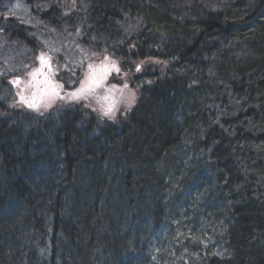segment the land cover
I'll return each mask as SVG.
<instances>
[{
	"label": "trees",
	"instance_id": "16d2710c",
	"mask_svg": "<svg viewBox=\"0 0 264 264\" xmlns=\"http://www.w3.org/2000/svg\"><path fill=\"white\" fill-rule=\"evenodd\" d=\"M54 1L50 2L52 10L64 6L72 16L84 15L79 12L83 7L81 3L73 8L68 0H58L62 6ZM6 2L0 0V9ZM109 3L110 0H105L100 12L89 14L85 11L86 15L78 20L70 17L67 26L56 27L58 31L71 33L73 48L86 44L95 53L93 57L86 56L87 62L108 56L119 64L122 69L111 76L112 81L120 84L126 82L135 88L137 101L134 106L125 108L116 120L108 119L110 121H101L104 119H101L98 107L83 101L68 104L65 108L55 107L46 118L30 117L24 112L25 107L20 110L8 108L13 116L0 118V205L5 204V207L17 196L26 194L42 208L38 214L33 208L23 210L15 203L6 208L0 206V264H18L22 258V264H126L130 256L142 253L141 242L153 241V225L158 224L155 220L157 212L178 209L171 206L169 201L164 205L156 197L152 181L157 176V167L167 166L177 159L178 151L173 149V143L184 142L191 130L189 137L193 140V152L199 157H209L208 163L213 169H224L218 181L212 182L197 173H192L187 179L193 191L204 194L197 203H206L204 191L209 194L212 191L228 201L220 219H210L219 215L216 210H211L210 215L197 217L199 222L212 227L207 234H213L216 238L207 237V240L216 243L217 251L226 240L224 246L231 259H214L202 264H264V232H260L264 228V128L253 124L249 132L258 137H253L249 143L226 137L223 144L213 146V135L201 131L198 124L196 127L192 125L193 120L196 121L193 118V106L196 104L200 105L201 114L208 112V116L232 107L241 113L243 108L264 98V53L259 54L260 59L255 60L250 68L238 67L237 78H234V71L231 78H209V74L212 76L217 68H222L221 63L214 64L210 73L200 70L205 80L180 78L190 71L193 76L191 68L197 67L186 62L187 57L178 50L179 44L171 41L165 33L175 29L179 33L182 28L190 29L193 25L197 31L206 29L203 33L197 32L201 37L209 35L211 26L225 34L232 22L247 28V17L264 8V0H150V20L162 27V31L151 37L159 50L154 56H144L143 47L138 58L134 57L135 45L120 40L116 30L113 35L112 27H106L111 33H99L94 29L102 26L99 23L109 10ZM250 4L256 7V11L247 9ZM46 18L45 14L41 19L46 22ZM74 22L78 23V28ZM206 24L207 27H204ZM122 26L123 30L131 32L133 38H136L134 28L142 36L144 24ZM17 28L29 33V27L0 14V39L6 38L13 43L25 40L29 47L36 48V42L29 36L22 37ZM34 30L40 32L39 28ZM105 35H109V44L104 46L97 40ZM194 35L195 32L185 31L181 36L192 42ZM216 41L217 46L213 47L220 52L218 62H226L229 39ZM205 45L210 50L211 45ZM127 50L134 51L127 55ZM3 77L0 78V86H6L12 95V89L8 88L14 87L7 83V77ZM189 101H192L191 106L183 107ZM18 113H22L26 119ZM205 121L213 124L207 118ZM223 122L225 126L232 124L230 119H223ZM29 132L34 138L29 142L24 140L26 144L21 143L18 148L15 142ZM208 138H211L208 142H201ZM7 143L9 149L6 150ZM29 145L36 146L39 152L37 160L28 156ZM223 151H228L230 157L227 158L226 154L222 157ZM106 170L111 173L107 178L104 176ZM3 209L11 210L10 216ZM13 213L19 219L13 218ZM32 215L38 219H31L33 223L28 228L34 227L36 233L40 231L47 238L53 237L58 244H62L63 249L56 252L57 260L36 253L25 244L20 246L19 239L26 228L20 220ZM233 218L235 223L231 227L234 228L225 238L219 239L213 222L219 230L221 220L230 221ZM171 219L181 227L163 250L167 255L183 259L186 254L192 255L196 251L201 237L205 238L206 233L200 234L199 229L195 231L183 224V221L191 219L189 215L186 218L183 215L181 218L172 216ZM149 220L152 224H149ZM46 221L49 231L43 226ZM12 238L16 241L13 242ZM104 241L114 245L112 252L102 250ZM200 254L201 251L193 255ZM158 260L160 264H174L166 256Z\"/></svg>",
	"mask_w": 264,
	"mask_h": 264
},
{
	"label": "bare ground",
	"instance_id": "6f19581e",
	"mask_svg": "<svg viewBox=\"0 0 264 264\" xmlns=\"http://www.w3.org/2000/svg\"><path fill=\"white\" fill-rule=\"evenodd\" d=\"M27 1L29 4H32V0ZM51 1L55 3L54 0ZM40 2L43 3V5L42 7H40L38 15L42 18V16L46 14L47 21L45 22V25H48L47 27L55 29L57 32L61 33L62 39L66 42H70L72 38L71 33L69 31L66 32L64 30L58 31L56 26L65 27L68 25V19L70 17H73L75 20H78L79 18L86 15L85 11H87L89 14H91L92 12L97 13L100 12L102 10L101 8H103L102 6L105 5V0H80V3L83 5V7L82 9H79V12L80 15H84L79 17L78 15L72 16L71 13H67V9H65V7H59L56 10H52L51 5H49L48 2H45L44 0H40ZM149 2L150 0H110V8L108 11H106L105 15L102 17V20L99 23L102 26L98 28L94 27V29L99 33H107L109 31L106 30V27H112L111 31L113 35L114 31L116 30L118 38H120V40L131 42L135 45V58L139 57V54L141 53L143 47L145 48V53H143L144 56H154L156 54L155 52L157 51V49L159 50V47H155L156 43L152 40L151 37H153L155 33L162 31V27H160L154 21L151 22V10L148 9ZM71 4L72 3H70L69 5ZM247 9L250 11H256V7L252 6L251 4L247 6ZM153 19L156 20V16H154ZM48 20L53 24L49 23ZM247 20V28H245V25H238V23L236 24L232 22V25L229 26L230 30L225 34H222L217 27L211 26L212 29L210 30L211 32H209V35H203V37H201L200 33L197 32L203 33L206 29L197 31L196 29H193V25L190 29L188 27L182 28L179 33H177V29H175L177 31H165L167 37L169 36L168 38L171 41L174 40L176 43L179 44L178 50L181 54L187 57L186 62H188L190 66L194 65L195 67H197L191 68V70L193 71V76H191L190 71L188 75L183 74L180 76V78H201V81L202 79L205 80L206 77H204L203 74L200 73V70H208V73H210V68L214 64L218 63H221L222 68H217V70L214 71V74L212 76L211 74H209V78H231V74L233 73V71L235 72L234 78H237L236 70L238 67L250 68V66L255 60L260 59L259 54L264 53V8L260 9L258 13H253L251 17L248 16ZM134 24H139L140 26L141 24H144V26L142 27V36L141 33H139L135 28L133 29V34L136 38L130 36V31L123 30L122 25H128L131 27ZM24 26L29 27V33H27V31L23 28H17L20 33H22V37L29 36V39H32L36 42L35 47L38 46L40 49L42 48L41 52H43V45L41 41H36L35 37L38 36L43 39L41 35H39V33L35 31L34 36V28L26 24ZM74 26L78 28V23L74 22ZM204 27H207V24L204 25ZM111 31L109 33H111ZM185 31H191L192 33L195 32L194 40L192 42L182 39L181 35ZM138 33L140 36L138 35ZM172 34L176 35L172 36ZM121 36L124 37L121 38ZM141 38L143 41L142 46ZM222 38H225L226 40L229 39L227 46L229 55L226 58V62H218L220 52L214 50L213 47L217 46L216 40L221 41ZM108 39L109 35H105L102 39H98L97 42L105 46L106 44H109ZM181 40H183L184 42H182ZM205 44L211 45L210 50ZM205 49H207L209 52H206ZM133 51L134 50H127L125 51V53L129 55ZM87 60L88 59L84 60L83 64H86ZM115 73L116 72L114 70L110 72L109 75ZM0 78L4 77L0 76ZM14 103V99L12 95L9 94L7 87L4 85L0 86L1 120L5 119V117L7 116H13L12 113H9L10 109L8 110V107L13 108L15 106ZM191 104L192 101H189V103H186V105L183 107H190ZM199 107V104L193 106V110L195 109L193 118L196 121L193 120L192 125L193 127H196V125L198 124V127L201 131L208 132L209 135H213L211 143L213 146L215 144H223L224 140L226 141V137H229V140L230 137H233L235 139H240L244 143H249L253 137L257 136L254 133L249 132L253 124H257L264 128V98H259L255 103L248 105L246 109L243 108L241 113L236 112L235 107H232L224 112L220 111L217 114H209L207 116L208 112L202 115L201 110H199ZM14 114H16V112ZM18 114L23 117V119H26L22 113ZM199 116L202 117V119L199 121L200 123H198ZM206 118L210 120L213 124H210L205 121ZM234 118H238V120L236 121ZM223 119L232 120V124H228V126H225L224 124L226 123L223 122ZM243 120H245L244 123ZM189 133L192 134V130ZM189 133L186 136L184 142L179 143L177 145L173 143V149L178 151V153H176L177 159L170 162V164L167 166L163 165L160 168L157 167V176L152 181L153 186H155L154 190L156 197L161 199L164 205L168 204L169 201L171 206H177L178 209H170L157 212L158 214L156 217L158 219L156 218L155 220L158 222V224L156 226L153 225V229L155 230V233L152 235L153 241H142V253H137L130 256L126 264H160L158 258L164 256H166V259H172L173 262L171 263L174 264H202L207 263L210 260L213 261L214 259L220 261H230L231 259L229 251H226L227 248L224 246L226 240L222 242L223 244L220 245V250L217 252L214 251L216 248V243H210L209 247H204L202 246V243H199L197 245L198 247L195 246V248L197 247V249L193 252V254L199 251H201V254H186L183 259H181L180 257L178 258L172 255H167L163 250L166 243H168L170 240H173V237L178 234V228L181 227V224H178L176 220L171 219L172 216L181 218L183 215V218H186L189 215L191 219L189 221H183L184 225L194 228L193 230L195 231L200 230L202 232L208 233L212 230V227L208 223L199 222V218L197 216H204L207 214L210 215L211 210H216L219 215L213 216L210 219H220L221 213L223 212L226 205H228V201L225 197H218L217 195L213 194L212 191L210 192V198V194L204 191L206 193L207 199L205 204L197 203L199 197L204 194L199 193L198 191H193L190 185L188 184L187 179L191 177L192 173H197L202 176L204 175L206 178H208V180H211L212 182L218 181L224 173V169H213L208 163L209 157H199L193 152V140L190 139ZM32 138L34 137H32L31 132H29L23 137H21L20 141L17 140L15 144L18 146V148H20L21 143H23L24 145L26 144L25 141L29 142V139ZM210 139L211 138H208L202 140L201 142H208ZM229 140L228 142H226L227 144L229 143ZM230 146L232 148V144ZM5 147L6 150L9 149V143H7ZM35 147V145H29L27 149L28 156L33 160H37L39 154ZM170 148L172 147L170 146ZM227 152L228 151H223L222 157L226 154L225 156L229 158L230 155H228ZM110 174V171L106 170V172H104L105 178L109 177ZM12 181L15 180L12 179ZM196 186L200 188L199 184H196ZM55 200L57 204H59V200L57 197H55ZM29 202H31V204ZM12 203L17 204V206L23 210L33 208L34 212L38 214L42 208L40 204L33 202L32 198L30 196H27L26 194H21L17 196L14 201H11L6 206L9 207ZM4 205L5 204H1L0 206L2 208H6V206L3 207ZM3 211L6 212L7 216H10V213H12L11 210L9 211L3 209ZM13 212H15V209H13ZM16 212L20 215L19 210L16 209ZM14 214L15 216H13V218L19 219L16 213H13V215ZM34 218L38 219L36 215H32L26 220H20L26 227L24 229V234L22 235V238L19 239L20 246H23V244H25L31 247L34 252L42 254L45 257H49L51 258V260H57L56 252L63 249L62 244H58V242L55 241L53 237L47 238L42 233H40V231L36 233L34 227L32 229L28 228V226L32 225ZM170 219L171 221H169ZM117 222L119 221H115L114 223ZM213 223L215 227L214 231H216L219 239H222L225 238L228 232H230V230L234 228V226H231L235 222L234 218L230 221L221 220L219 230H217L215 222ZM149 224H152L150 220ZM134 225L136 226V224ZM33 226H35V223L33 224ZM43 226L49 231V224L47 223V221L43 222ZM50 230L52 231V229ZM260 232H264V228ZM201 238L203 239L204 236H202ZM12 239L13 242L16 241L15 238ZM113 246L114 245L111 246V244H108L107 241H104V249L102 250L106 253L112 252V249H114ZM114 252L117 253V251ZM23 259L24 258L18 260L17 263L22 264Z\"/></svg>",
	"mask_w": 264,
	"mask_h": 264
},
{
	"label": "rangeland",
	"instance_id": "374dc122",
	"mask_svg": "<svg viewBox=\"0 0 264 264\" xmlns=\"http://www.w3.org/2000/svg\"><path fill=\"white\" fill-rule=\"evenodd\" d=\"M68 1L71 2L70 0ZM47 2L50 5L51 0H47ZM58 3L61 4L60 1L56 0V5ZM71 3L74 8L80 3V0H74ZM42 5L43 3L40 0H32V4H29L27 0H10L4 3L0 9V14L5 18H12L19 24L39 28V35L43 38L35 36L34 30L33 34L36 37V41H41L43 45V52H41L42 48L40 49L38 46H36L37 48L29 47L25 40L13 43L6 38L0 39V76L7 77V83L9 82L10 86L14 87V89L10 86L8 88L12 89L14 107L18 109L26 107L24 112L29 114L30 117L39 116L46 118L55 107L65 108L68 104H76L79 101H83L98 107L101 112V119H104L101 121L116 120L125 108L132 107L136 103L138 98V93L134 92L136 89L126 82L120 84L112 81L111 76L113 74L109 75L110 72L115 70L116 73H120L122 68L108 56L93 59L83 64L87 57H93L95 53H92L93 51L89 50L86 44L74 46L73 48L72 40L70 42L64 41L61 33L47 27L48 25H45V21L38 15ZM42 54L46 59H49L51 67L42 66L39 59ZM159 61L161 62V60ZM89 65L92 67L90 68ZM117 68L119 71H116ZM38 69H42L43 75L37 74L34 79L31 74ZM93 70H96L98 77L104 76L101 86L97 87L93 93L88 94L87 98L69 99V95L81 87L86 75ZM45 78L51 81L50 85L43 83ZM14 81H19V83H14ZM59 85L63 87L60 88L58 87ZM52 86H57L58 96L52 92ZM45 88H47V92L44 91ZM21 96L29 102L37 104L38 108L29 107L21 99ZM8 108L11 109V107ZM109 108H111V113L106 115L105 112ZM199 232L200 234H205V232ZM4 236L2 239L5 238ZM207 237L211 239L214 236L206 233L205 238ZM205 238L201 239L199 243H202L204 247H209L211 241L207 239L205 241ZM218 249L216 245L214 251L216 252Z\"/></svg>",
	"mask_w": 264,
	"mask_h": 264
},
{
	"label": "snow or ice",
	"instance_id": "6c2138e0",
	"mask_svg": "<svg viewBox=\"0 0 264 264\" xmlns=\"http://www.w3.org/2000/svg\"><path fill=\"white\" fill-rule=\"evenodd\" d=\"M39 59L41 60L42 66L47 65L48 67H51L49 59H46L43 54ZM89 67L91 68L92 66L89 65ZM116 71H119V69L117 68ZM37 74L43 75L42 69H38L36 72L32 73L31 75L35 79ZM103 79H104L103 75L98 77L96 70H93L91 73L86 75L85 80L81 83V87L77 89L76 92H73L69 95V99L87 98L88 94L93 93L97 87L101 86ZM14 83H19V81H14ZM43 83H45L46 85H50L51 81H48L47 78H45V81ZM58 87L62 88L63 86L59 85ZM56 88L57 86H52V92L58 96L59 92L56 90ZM44 91L47 92V88H45ZM21 99L24 100V102L27 103L29 107L38 108L37 104L29 102L23 96H21ZM110 113H111V108H109L105 112L106 115Z\"/></svg>",
	"mask_w": 264,
	"mask_h": 264
}]
</instances>
